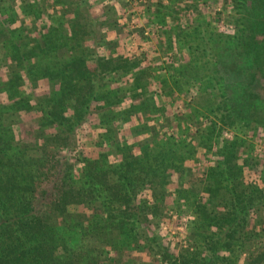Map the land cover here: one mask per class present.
Wrapping results in <instances>:
<instances>
[{
	"label": "trees",
	"instance_id": "trees-1",
	"mask_svg": "<svg viewBox=\"0 0 264 264\" xmlns=\"http://www.w3.org/2000/svg\"><path fill=\"white\" fill-rule=\"evenodd\" d=\"M5 1L0 88L17 93L0 101V264H114L125 250L139 256L119 255V264H264V179L241 143H211L223 127L264 125V0H140L136 9L126 0L99 14L89 0ZM228 10L233 26L223 32ZM112 78L126 90L105 88ZM203 79L215 101L194 131L221 162L205 167L193 193L184 244L168 247L155 229L179 234L167 205L188 186L193 132L182 126L193 101L211 95L196 87ZM44 84L48 93L36 96ZM95 112L104 118L93 122ZM89 145L108 151L78 160Z\"/></svg>",
	"mask_w": 264,
	"mask_h": 264
},
{
	"label": "rangeland",
	"instance_id": "rangeland-1",
	"mask_svg": "<svg viewBox=\"0 0 264 264\" xmlns=\"http://www.w3.org/2000/svg\"><path fill=\"white\" fill-rule=\"evenodd\" d=\"M34 1H37V0H20L21 3L19 2L18 5H20V9H21L22 4L28 3V4H33V8H35L36 4L34 3ZM125 1L126 0H106L104 2L105 6H103L104 3L101 5L99 3L96 4V2H95V4H94V0H89V5H91L92 8L94 10H96L97 13L99 14V12L100 13L105 12L109 8L114 9L117 5L120 6V4L124 3ZM142 1H145L147 3L148 0H142ZM142 1H140V0H129L130 5H132V8H134V9L140 8ZM7 4H8V1L2 0V5L5 6ZM204 8H205V10H208L207 6H205ZM20 9H19V7L15 8V11L18 15L21 14ZM230 12L231 11H229V10L221 12V15H220L221 17H220V20L217 24V27L219 30H221L223 32H230L232 29L233 25L230 22V20H231V17H230L231 13ZM203 14H207L206 11H203ZM108 18L111 19L112 16H110ZM189 19L191 20V18H189ZM55 20H58V21H57V23L53 22L54 26H59L58 24H60L61 19L59 20V18H55ZM48 22H49L48 20H45V22L42 21V22H40V24L42 23V27H44L43 23H46L49 25ZM108 33H111V35L113 37L117 38L119 36L120 32L115 33L114 31L108 30ZM117 39L119 42H121L120 37ZM9 51H11V50H9ZM22 51L24 52L25 50L23 49ZM41 51L43 52V50H41ZM44 51H46V50H44ZM63 51L59 50L58 52L60 54V52H63ZM117 51L122 52V50H117ZM160 52H159V54H160ZM107 53H108V50L102 51V54H107ZM4 55H6V51L2 50L0 48V85L1 86L3 85V82H5L7 80L6 78H7V74H8L7 69L4 67V62H5ZM5 58H6V56H5ZM165 58H166V56H165ZM165 58H163L162 60H164ZM8 77H9V75H8ZM116 79H114V78L108 79V80L106 79L107 82H106V84L104 83L105 88H111L114 92L118 93V91H119L121 93V90L122 91L126 90L127 87H126L125 83H127V82H125L124 80H121V78H116ZM199 84L201 85L200 87H199ZM196 87L200 88V89L204 88V91L211 92V95L204 98V100L199 99L198 98L199 96H198L197 99H195L193 101V103H195L192 105L193 107L191 109H188L189 115L190 114L191 115L188 117V119L186 121L183 122L182 127H185V125L188 124L192 128L191 133L193 132L192 135H190L189 140H187V142L189 143V146L191 148V149H189V151L192 153L191 160L187 161V163H186L187 167L190 168L189 176H186V179H188V181H187L188 186H187V183H185L186 188L180 190L179 195L178 196L176 195V200H175V195L174 194L171 195L170 197L172 198V200L167 205V210H168L167 212H169L171 215H174L173 217H177V219H180L181 225L179 227L177 226V230H178L179 234L176 233V231L174 232L173 230L169 229L170 235H168L169 233L167 231L168 229H166L167 228L166 226L162 227L159 225L155 229V232L159 236H161L163 242L168 247H174L176 244L179 247L181 242H182V244H184L183 240H185L186 236L188 235L186 227L189 225V222H191L194 219V213L189 208L190 202L193 200V197H194L193 193H195L196 195L200 194V190L202 189L201 184H202V180H203L202 174H203V171L205 170V167L206 166H208V167L214 166L215 164H217V163L220 164V162H221L220 159H218L219 160L218 161L216 159V157L214 156L216 148L213 147V149H212V147H211L212 144L210 145V143L207 142V144H206L207 148L205 147V149H203V147L201 146V144H202L201 141L204 142L205 137L204 136L202 137V135H199L200 133H198V132L196 134L194 131V127H198L199 126L198 123L200 122V120L197 118L200 116V114L208 113L206 110V106L213 104L215 101L214 87L208 79H203L202 81L197 83ZM7 91L15 94V92L17 90L15 89L13 91H9V90H7V88L6 89L3 87L0 88V101L3 103H7V93H8ZM48 91H49L48 86L46 84H44L41 87L36 88V90H35L36 94L35 95L36 96L45 95L48 93ZM47 96L42 97V100L44 103H47ZM198 102H199V104H198ZM129 103H130V101L128 99H126L125 104L123 103V105H122V103H121L120 105H116V106L113 105L114 106L113 108L121 109L122 107L124 108L125 105H128ZM30 115L31 114H28L25 117L26 121H31V119L29 117ZM186 115H188V114H186ZM209 116L207 118L212 119V117L211 116L209 117ZM98 117H99V119H98ZM102 118H104V116L96 115V112H95L94 114H92V117L89 119L92 120L93 122H96L98 120H101ZM255 119L256 118L254 117L253 120H255ZM97 123H95V124L85 123L83 125L84 129H82V130H84L88 135L91 133H93V134L98 133V130L96 128L92 129L95 126H98ZM208 124H209V122H208ZM251 124H252V126H250L249 128H245V127H232V128L228 127V128H225V127H223V129L220 132L216 131L214 133V134H216V133H219V134L214 139L212 137L211 143L214 141H222V140H227V139H229V140L234 139V140L238 141L237 144L241 143L242 146L244 147V152H246L247 155H251V157H252L251 164L258 166V167L256 166L257 176L261 179H264V173L262 171V167L264 168V125L263 126L259 125V126L255 127L254 122H251ZM180 138L183 139L184 137H180ZM6 148H8V147L3 148V151H4V155L7 156V155H9L10 151H9V149H6ZM78 149H77V151L81 152V156L78 160H81V157H83V156H92V157L96 158L98 156V154H101V153L108 151L107 146H102V147L96 146V147H94V145L93 146H90V145L86 146L85 149L84 148L81 149L80 147ZM116 156L114 154H110V153L108 154L107 157L109 159L108 163L110 166H117L116 161L118 160V157H116ZM44 179H45V177L37 176L36 181L35 180L34 181L36 182V184L38 183V184H41L43 186L44 184H46ZM172 182H173L174 187H175V185L176 186L178 185L177 183L174 182V180H172ZM192 182H193V184H191ZM147 194H148V192H145V195H147ZM145 195H142V196H145ZM197 240L199 242L202 241V239H197ZM219 246H220V241L217 240V243L214 245V248L218 249ZM199 252H200V249H199ZM119 255L123 258L129 257L130 255L131 256H135V255L139 256V254L137 252H133V251H129V250H125L124 256L121 254V252L116 251V252H113V254H112V256L115 257V260H116L114 262V264H119L117 261V259L120 260ZM145 255H146V252H145V254H143V260H145L147 258V256L145 257ZM206 255L207 256H205L204 259H207L208 257H210L208 254H206ZM120 263H121V260H120ZM101 264H110V262H105V263H101Z\"/></svg>",
	"mask_w": 264,
	"mask_h": 264
}]
</instances>
